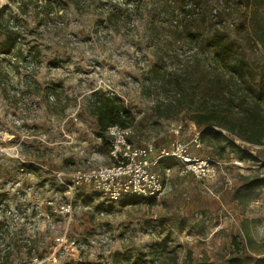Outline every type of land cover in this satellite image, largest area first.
<instances>
[{
    "label": "rangeland",
    "instance_id": "rangeland-1",
    "mask_svg": "<svg viewBox=\"0 0 264 264\" xmlns=\"http://www.w3.org/2000/svg\"><path fill=\"white\" fill-rule=\"evenodd\" d=\"M52 2L51 11L30 6L21 15L26 40L19 47L33 56L36 53L30 75L10 58L0 64V219L8 226L5 242L12 251L9 262L3 264H38L35 258H48L54 249L58 251L55 264H108L114 251L131 248L135 253H149L151 244L167 235L170 248L177 251V264H228L235 255L264 258V185L253 193H246L244 187L250 180H264V145L237 140L251 156L240 158L227 148L220 159L203 142L202 147L191 144L193 156L215 162L214 180L180 175L179 165L167 162L159 167L165 191L158 199L110 202L92 187H83L78 195L85 199L75 198L72 221L50 213L47 201L64 193L55 177L57 158L61 162L70 153L73 161L65 168L70 173L114 164L109 146L104 145L99 149L93 144L90 153L79 142L76 149L55 153V80L66 79L60 92L70 99L111 87L137 117L131 127L134 144L167 143L177 125L185 126L181 139L189 141L193 133L188 127L195 124L190 113L158 122L150 118L154 101L160 99L153 81L162 68L160 58L165 56L171 73L179 61L192 55L185 36L188 31L207 30L217 20L213 7H220L217 0H191L177 17L168 12L155 16L141 8L115 27L89 2L78 7L66 0L56 8ZM36 15L42 24H37ZM237 20V16L224 19L226 29L231 31ZM176 21L186 26L181 47L174 44L179 33ZM260 59L264 61L263 56ZM68 109L79 110L74 102L67 104ZM84 138L80 135L78 141ZM82 204L90 208L85 210ZM102 234L112 239L106 247L92 242ZM63 235L75 240L77 248H58L55 237ZM153 259L146 256L143 264H171L170 259Z\"/></svg>",
    "mask_w": 264,
    "mask_h": 264
},
{
    "label": "trees",
    "instance_id": "trees-1",
    "mask_svg": "<svg viewBox=\"0 0 264 264\" xmlns=\"http://www.w3.org/2000/svg\"><path fill=\"white\" fill-rule=\"evenodd\" d=\"M64 1L55 0V8ZM71 1L78 7L83 2L93 4L100 15L106 16L108 24L116 27L121 20L131 19L133 13L141 8L155 16L168 12L177 17L179 10L187 9L191 0H160L163 3L144 0ZM142 1L143 7L140 5ZM48 2L38 5V0H11L10 5H0V57L11 54L15 48L23 55V48L18 46L22 33L11 28L10 22L12 19L21 21L18 15L24 14L22 8L25 5L44 9ZM217 4L220 7L212 9L217 20L207 30L188 31L185 36L192 55L179 61L171 73L167 71L165 56L160 58L162 68L156 72L155 77H158L153 81V90L160 99L154 101L150 118L158 122L188 112L201 129L202 142L214 156L223 159L229 148L231 152L240 154V158H245L251 154L245 145L241 149L242 144H237V140L264 145V61L260 59V56L264 57V0H217ZM232 16H237L238 20L230 31L226 29L224 19ZM182 22H175L179 33L174 44L180 47L185 40L181 32L186 29ZM22 39L26 40L24 36ZM6 59H0V64ZM93 96L89 105L97 116L100 137L104 145L109 146L105 136L107 128L111 125L130 128L137 123V117L118 96L101 90L95 91ZM167 162L172 161L162 164ZM263 185V179H256L248 181L244 187L246 193H253ZM7 228L5 221L0 219V264L8 263L12 255L10 244L5 242ZM170 241V235L155 241L149 247V253H135L131 248L114 251L108 264H143L146 256L170 259L171 264H177V251L170 248ZM233 243L237 244L236 239ZM228 264H264V258L235 255L228 259Z\"/></svg>",
    "mask_w": 264,
    "mask_h": 264
},
{
    "label": "built area",
    "instance_id": "built-area-1",
    "mask_svg": "<svg viewBox=\"0 0 264 264\" xmlns=\"http://www.w3.org/2000/svg\"><path fill=\"white\" fill-rule=\"evenodd\" d=\"M46 0H38V5H43ZM20 5V2L17 3ZM40 7H37L40 10ZM14 19L10 22V27L22 33L19 44L23 42L24 27ZM45 24V23H44ZM21 42V43H20ZM18 44V46H19ZM18 49V48H17ZM24 50V49H23ZM16 48L9 55H2L10 58L13 63H19L20 68L26 75H30L34 68L30 64H36L32 51L23 53L22 58L15 54ZM31 78V77H30ZM110 90L94 89L104 91L111 96H119ZM192 130V138L189 141L181 139L185 126L177 125L172 129V138L167 143L160 144L155 141H147L142 144H134L131 141L132 128L120 125H111L105 131V136L109 145L110 157L114 160L111 166H99L94 168L77 169L68 174L64 171L55 173L56 180L64 187V193L60 197H55L47 201L50 213L58 219H67L69 222L74 218L76 206L75 198L83 187H92L102 197L110 202H117L122 199H158L165 191V182L159 167L163 162L172 161L177 163L180 175L192 174L203 180H214L218 175V169L211 159L195 157L190 152L191 144L202 147L201 129L195 124L189 125ZM102 141V137H100ZM82 208H90L88 204H82ZM99 215L103 216L104 212ZM50 216V215H48ZM56 222H52L55 228ZM94 244L106 247L112 239L102 234L92 241ZM55 243L58 248L76 249L75 240L70 241L66 235L56 236ZM58 251L53 250L48 258H35L38 264H55L58 262ZM49 259V260H48Z\"/></svg>",
    "mask_w": 264,
    "mask_h": 264
},
{
    "label": "crops",
    "instance_id": "crops-1",
    "mask_svg": "<svg viewBox=\"0 0 264 264\" xmlns=\"http://www.w3.org/2000/svg\"><path fill=\"white\" fill-rule=\"evenodd\" d=\"M10 4H12L11 0H5L3 2H0L1 6ZM52 7L53 2L52 0H49L47 5L44 6V10H46V12L51 11ZM22 11L23 13H28L27 5L22 8ZM36 20L38 25L42 24V19L40 18V15H36ZM37 50L39 51V49ZM65 52L66 51H64V53ZM55 82H58L55 83V153L58 155V153H60L62 150L69 152L73 149H76L75 147L77 146V144L79 145V142L84 144L83 146H85L87 150L92 149L90 147L93 146V144H97V148L100 149L101 145H104V142L100 140V126L98 123L97 116L93 114L89 105L90 101H92L94 98V92H91L88 96H85L86 93L83 92L77 98L70 99L67 96H61V94L64 92H60V89L63 90L65 87L66 79L62 78L59 79V81L55 80ZM70 102H74L75 106L78 105L79 110L69 112L70 109L67 110V104ZM80 135H84L85 138L83 141H78V137ZM81 148L83 147L81 146ZM91 151L92 150H90V153ZM85 158L89 161L91 159V155L89 156L88 153L87 155H85ZM72 161L73 157L70 156V153H66L65 157L61 159V162L57 158L55 160V173L57 171L65 172V168L68 167V165H71L70 163ZM41 165L45 167V164ZM60 186L63 189L62 192H64V187L62 185ZM80 190L82 191V189ZM81 191H79L78 193L80 194ZM84 193H87V191H85ZM79 197L85 199L84 196Z\"/></svg>",
    "mask_w": 264,
    "mask_h": 264
}]
</instances>
